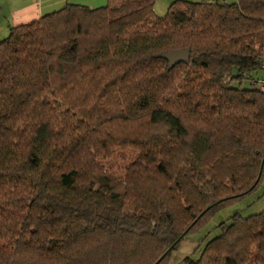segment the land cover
<instances>
[{
    "label": "trees",
    "instance_id": "16d2710c",
    "mask_svg": "<svg viewBox=\"0 0 264 264\" xmlns=\"http://www.w3.org/2000/svg\"><path fill=\"white\" fill-rule=\"evenodd\" d=\"M155 1L68 3L0 40V264H170L260 186L264 0ZM219 225L188 264H264V210Z\"/></svg>",
    "mask_w": 264,
    "mask_h": 264
},
{
    "label": "rangeland",
    "instance_id": "374dc122",
    "mask_svg": "<svg viewBox=\"0 0 264 264\" xmlns=\"http://www.w3.org/2000/svg\"><path fill=\"white\" fill-rule=\"evenodd\" d=\"M171 2H173V0H156L154 5L156 15H166ZM225 2L234 1L228 0ZM242 84L244 87H248L250 86V80L244 79ZM262 210H264V173L258 188L222 206L208 219L207 223H205L202 228L188 234L178 247L172 251L170 255V264H188V259H197L205 244L212 237L220 233L219 224L230 221L234 214L238 213L246 217Z\"/></svg>",
    "mask_w": 264,
    "mask_h": 264
},
{
    "label": "crops",
    "instance_id": "0c3cea01",
    "mask_svg": "<svg viewBox=\"0 0 264 264\" xmlns=\"http://www.w3.org/2000/svg\"><path fill=\"white\" fill-rule=\"evenodd\" d=\"M68 3L99 7L105 5L107 0H0V40L8 36L11 26L37 20L44 14L60 9Z\"/></svg>",
    "mask_w": 264,
    "mask_h": 264
},
{
    "label": "water",
    "instance_id": "95a60500",
    "mask_svg": "<svg viewBox=\"0 0 264 264\" xmlns=\"http://www.w3.org/2000/svg\"><path fill=\"white\" fill-rule=\"evenodd\" d=\"M162 57L168 59L170 67H173L174 65L180 63V62H189L190 60V49L189 48H184V49H180V50H171V51H167L165 53H163L161 55ZM264 165V159L262 161L261 164V169H260V173L258 175V178L256 180V182L259 180L261 173H262V168ZM188 230V229H187ZM186 230V231H187ZM186 231L182 234V236L186 233ZM181 237H179L164 253L163 255L158 259L161 260L171 249L172 247L177 243V241L180 239ZM157 261V262H158Z\"/></svg>",
    "mask_w": 264,
    "mask_h": 264
},
{
    "label": "built area",
    "instance_id": "2783aa9c",
    "mask_svg": "<svg viewBox=\"0 0 264 264\" xmlns=\"http://www.w3.org/2000/svg\"><path fill=\"white\" fill-rule=\"evenodd\" d=\"M254 85L260 90H264V75L253 81Z\"/></svg>",
    "mask_w": 264,
    "mask_h": 264
}]
</instances>
